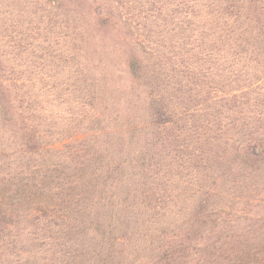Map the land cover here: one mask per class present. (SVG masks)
Here are the masks:
<instances>
[{
	"label": "trees",
	"instance_id": "16d2710c",
	"mask_svg": "<svg viewBox=\"0 0 264 264\" xmlns=\"http://www.w3.org/2000/svg\"><path fill=\"white\" fill-rule=\"evenodd\" d=\"M88 1L0 0V264H264V0Z\"/></svg>",
	"mask_w": 264,
	"mask_h": 264
},
{
	"label": "rangeland",
	"instance_id": "374dc122",
	"mask_svg": "<svg viewBox=\"0 0 264 264\" xmlns=\"http://www.w3.org/2000/svg\"><path fill=\"white\" fill-rule=\"evenodd\" d=\"M9 1L12 2L13 0H9ZM92 2H93L92 0L88 1V3H90L89 5L91 7L90 8L86 7V13H87V16H88L89 19H93L94 18L95 6L91 5ZM252 66L251 65L249 66L250 68L248 69V72H250V73L255 72L256 74H258V76L262 80L261 81L262 82L261 85L263 86V88H262L261 91H263L264 90V65H263V67H260V68H258L256 66L255 69ZM235 69H236L235 71H245L246 70L244 67L243 68L238 67V70H237V68H235ZM114 72H115V75L118 76V80H117L118 84H120V86L121 85H127V77H126V74L124 73L123 68L118 66V67L114 68Z\"/></svg>",
	"mask_w": 264,
	"mask_h": 264
}]
</instances>
